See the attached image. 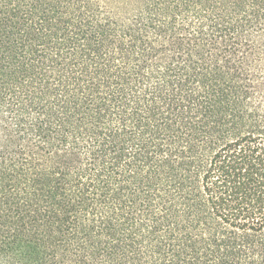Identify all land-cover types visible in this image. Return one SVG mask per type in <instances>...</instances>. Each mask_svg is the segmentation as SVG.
<instances>
[{
  "label": "trees",
  "instance_id": "16d2710c",
  "mask_svg": "<svg viewBox=\"0 0 264 264\" xmlns=\"http://www.w3.org/2000/svg\"><path fill=\"white\" fill-rule=\"evenodd\" d=\"M0 264H264V0H0Z\"/></svg>",
  "mask_w": 264,
  "mask_h": 264
}]
</instances>
